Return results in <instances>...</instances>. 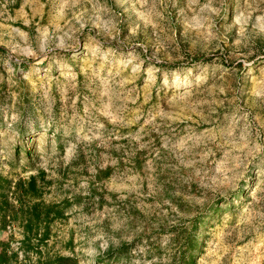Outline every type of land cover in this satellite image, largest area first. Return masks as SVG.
<instances>
[{"label": "rangeland", "instance_id": "374dc122", "mask_svg": "<svg viewBox=\"0 0 264 264\" xmlns=\"http://www.w3.org/2000/svg\"><path fill=\"white\" fill-rule=\"evenodd\" d=\"M0 173L75 264H264V0H0Z\"/></svg>", "mask_w": 264, "mask_h": 264}, {"label": "trees", "instance_id": "16d2710c", "mask_svg": "<svg viewBox=\"0 0 264 264\" xmlns=\"http://www.w3.org/2000/svg\"><path fill=\"white\" fill-rule=\"evenodd\" d=\"M19 148H15L17 155ZM39 174L44 177L43 171ZM36 181L35 175L26 181L19 178L14 181L13 190H9L12 181L0 173V188L7 186V190L3 189L0 193V229L14 221L21 227L16 248L11 247L12 236L7 240L0 239V264H75V258L70 255H50L45 252L51 235V223L64 213L58 203L40 201ZM7 192L13 195L12 200ZM25 197H30L29 203L25 202Z\"/></svg>", "mask_w": 264, "mask_h": 264}]
</instances>
